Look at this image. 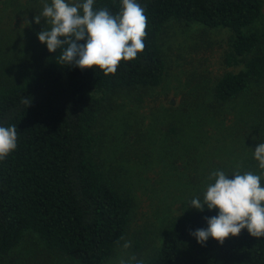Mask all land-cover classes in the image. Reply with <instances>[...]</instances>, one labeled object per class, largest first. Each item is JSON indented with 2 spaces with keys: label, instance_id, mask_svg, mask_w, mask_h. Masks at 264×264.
Here are the masks:
<instances>
[{
  "label": "trees",
  "instance_id": "1",
  "mask_svg": "<svg viewBox=\"0 0 264 264\" xmlns=\"http://www.w3.org/2000/svg\"><path fill=\"white\" fill-rule=\"evenodd\" d=\"M136 2L148 18L144 50L108 75L98 68L81 70L63 64L62 49L50 53L46 45L39 48L37 43L32 46L39 50L34 61L6 63L11 40L32 41L38 36L11 27L21 14L6 20L0 16V126L17 127L16 149L0 160V256L30 231L67 264H105L111 258L126 233L134 202L115 189L92 157V131L106 94L161 83L165 64L157 37L167 21L198 22L231 31L223 63L229 68L242 62L243 69L227 71L216 80L215 100L229 101L243 93L250 81L264 78V56L253 52L261 35L246 30L261 13L259 0ZM93 8H107L115 15L121 0H94ZM24 97L31 100L28 107L21 103ZM217 215L218 209L194 208L176 218L146 264H264V237H252L247 229L223 244L211 237L203 245L197 242L191 233L207 229V219Z\"/></svg>",
  "mask_w": 264,
  "mask_h": 264
},
{
  "label": "rangeland",
  "instance_id": "2",
  "mask_svg": "<svg viewBox=\"0 0 264 264\" xmlns=\"http://www.w3.org/2000/svg\"><path fill=\"white\" fill-rule=\"evenodd\" d=\"M259 1L261 13L246 30L261 35L253 52L264 56V0ZM43 2L0 0V16L21 14L11 27L37 36L46 26L43 20L39 25L33 20L42 12ZM26 18L29 24L24 23ZM231 36L227 28L170 19L157 37L165 64L161 83L104 96L92 131L91 154L115 189L134 202L126 233L105 264H118L124 251L146 264L158 252L164 230L194 209L189 205L193 198L203 200L207 185L214 182L209 180L214 171L222 170L229 177L236 171L261 174L253 151L264 142V78L250 81L243 93L226 102L215 100L212 93L223 73L243 69L242 62L224 66ZM34 43L40 48L38 38L11 40L13 48L5 62L34 61L39 53ZM0 264L67 263L26 231L14 249L0 256Z\"/></svg>",
  "mask_w": 264,
  "mask_h": 264
},
{
  "label": "clouds",
  "instance_id": "3",
  "mask_svg": "<svg viewBox=\"0 0 264 264\" xmlns=\"http://www.w3.org/2000/svg\"><path fill=\"white\" fill-rule=\"evenodd\" d=\"M93 5L94 0H44L42 12L33 18L37 25L41 20L46 22L37 33L38 40L50 53L62 49L59 60L63 64L114 74L122 61H132L143 52L148 18L136 0H121V9L115 15L107 8L94 10ZM24 23L29 24L27 18ZM21 103L28 107L31 100L24 97ZM16 147V125L0 126V160ZM253 155L261 174L236 171L229 177L222 170L214 171L209 177L214 182L207 185L203 200L196 197L189 203L198 211L218 209L217 216L207 219V229L191 233L201 245L209 237L223 244L243 229L252 237H264V142L255 147ZM129 247L130 241L123 244L124 250ZM118 264L145 261L124 251Z\"/></svg>",
  "mask_w": 264,
  "mask_h": 264
}]
</instances>
